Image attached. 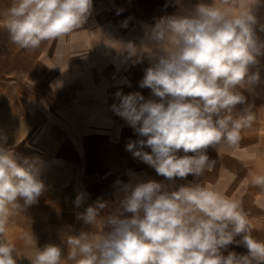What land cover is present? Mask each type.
Listing matches in <instances>:
<instances>
[{"label": "clouds", "instance_id": "clouds-1", "mask_svg": "<svg viewBox=\"0 0 264 264\" xmlns=\"http://www.w3.org/2000/svg\"><path fill=\"white\" fill-rule=\"evenodd\" d=\"M176 4L180 14L160 18L140 47L107 41L136 63L145 54L152 62L140 87L159 99L118 91L120 103L112 107L141 137L129 141L126 150L169 181L212 172L216 160L207 154L210 147L245 163L260 158L258 145L241 147L242 134L257 122L256 112L251 106L237 111V106L246 105L241 90L251 91L261 82L259 72L250 70L264 54V39L258 35L264 23L254 14L261 0ZM92 7L93 0H12L0 27L17 47L36 51L45 42H63L76 33ZM4 143L0 264H18L21 256L9 238V222L37 204L46 185L37 161L19 158ZM117 184L123 195L108 215L101 216L109 205L100 200L77 214L99 229L63 235L66 255L56 244L38 248L32 233L25 234L26 245L36 249L30 264H264V239L253 235L255 224L242 198L226 195L220 184L190 183L177 190L155 180ZM244 184L264 192V169L249 171ZM74 203L80 207L83 194ZM232 244L243 245L247 254L229 251Z\"/></svg>", "mask_w": 264, "mask_h": 264}, {"label": "crops", "instance_id": "crops-1", "mask_svg": "<svg viewBox=\"0 0 264 264\" xmlns=\"http://www.w3.org/2000/svg\"><path fill=\"white\" fill-rule=\"evenodd\" d=\"M184 2L211 4L212 0ZM11 3L0 0V20ZM180 11L176 0H93L91 15L76 33L63 42H45L36 51L17 47L0 27V82L9 83L19 93L11 103L17 115L14 121L5 124L0 117V143L6 137L4 146L19 158L36 160L46 185L37 204L13 217L18 227L12 230L13 237L18 232L14 241L21 256L18 264H30L28 258L36 251L26 245L25 234L32 233L38 248L56 244L66 255L63 235L98 231L99 225L97 229L86 225L77 214L100 200L109 205L101 216L108 215L123 195L117 181L155 180L170 190L190 183L220 184L226 195L242 198L255 224L253 235L264 239V207L258 206L264 202V192L244 184L249 171L264 169V54L250 69L259 72L261 82L251 91L242 89L246 105L237 106V111L251 106L256 112L257 122L242 134L241 147L258 145V161L245 163L228 153L218 155L210 147L207 154L216 160L212 172L169 181L126 150L129 141L141 137L113 110L112 106L120 103L115 94L139 92L146 100L159 98L149 88L140 87L145 70L152 64L147 54L136 63L135 57L119 53L107 41L132 42L140 47L160 18ZM261 12L255 7L254 14L264 23ZM258 35L264 39V33ZM145 151L150 153L151 149ZM179 154L184 155L182 150ZM78 194L84 197L80 207L74 203ZM228 250L247 254L243 245L232 244Z\"/></svg>", "mask_w": 264, "mask_h": 264}, {"label": "rangeland", "instance_id": "rangeland-1", "mask_svg": "<svg viewBox=\"0 0 264 264\" xmlns=\"http://www.w3.org/2000/svg\"><path fill=\"white\" fill-rule=\"evenodd\" d=\"M264 3L261 2L259 5L260 10L262 11L259 16L264 17V8L262 7ZM21 95V94H20ZM19 96L18 90L13 88L9 83L0 82V117L4 118L5 124L13 122L14 118L17 117L14 111L13 105H11L12 101L15 100ZM3 104V105H2ZM10 127H4L7 130ZM14 224V225H13ZM22 226V225H21ZM17 230L18 227L13 223V217L9 222V230L8 235L9 238L13 241L17 240L16 236L18 232L15 234V237L12 235V230ZM11 234V235H10ZM16 238V239H14Z\"/></svg>", "mask_w": 264, "mask_h": 264}]
</instances>
